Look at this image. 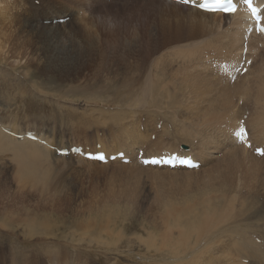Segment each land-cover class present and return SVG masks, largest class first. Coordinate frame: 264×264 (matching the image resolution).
Masks as SVG:
<instances>
[{
    "label": "bare ground",
    "instance_id": "6f19581e",
    "mask_svg": "<svg viewBox=\"0 0 264 264\" xmlns=\"http://www.w3.org/2000/svg\"><path fill=\"white\" fill-rule=\"evenodd\" d=\"M23 1L27 4L26 7L25 5H20L18 0H10L11 4H8V9L5 8L7 9V11H5L6 14L0 13L1 27L16 28L21 33L17 38L11 39L10 50L8 51L6 49L8 52L5 50L7 52L6 56H9L14 63H16V60L21 61L25 58V52L22 54L19 52L23 49L31 50L30 53L32 52L31 54L37 58H40V56H46L45 59L50 61L48 64H52L53 66L51 67H55L54 69H56L61 78L64 77L63 79L74 80L84 78L85 80V78H91L92 81L97 79L96 82L98 83V79H101L102 81V78L109 77L110 79H113L112 84L116 81L128 85L127 81L134 77L135 72L132 70L133 65L128 63L123 56H131L136 50L141 57L137 62L144 64L152 53H160L170 48L172 52L166 54L164 57L171 60V67L173 63L183 62L186 59L191 58H194V61H202V57H206L204 61L206 65V61L210 60L207 56V48L209 46H217L219 48L217 50L219 51L218 53H221L223 49L229 51L228 53L224 51L226 54L224 57H221L223 59L232 54L234 49L235 51H239L238 54H240V52L246 50V47H249L248 50H254L253 48H256V51H258L256 52L258 53L257 57L260 60L264 59V53H262L264 50V35L255 36L252 34L253 25L251 24L248 15L243 10H234L235 14L228 17L222 16L221 14L203 13L189 6H181V4L176 2L168 3L166 0H38L40 3H38L39 5L37 6L34 3L35 0ZM241 1L242 0H233L232 6ZM263 1L264 0H260V2ZM16 2H18L17 6ZM39 20L46 21L47 23L40 25L38 23ZM59 21L62 22L59 23ZM53 22H55L54 25ZM10 37L12 38L13 35H10L7 39ZM223 40L226 42V46L219 47L220 42ZM2 49L1 51H3ZM203 53L205 54L203 55ZM5 54L6 53H4V55ZM106 54H115L116 56L121 55L122 61L114 60L109 64L102 63L99 67L98 63L103 60ZM238 54L235 55L237 56ZM211 56H213V54H211ZM245 58L249 59V56H246ZM29 59L30 58L28 57L25 59L26 64L30 63L28 61ZM45 59L43 60L45 61ZM241 59L242 56H240V60ZM242 60H244V56ZM224 61H226V59H224ZM40 62V65H42L43 62ZM153 62L155 63V61ZM255 63L256 62L253 61L251 65L254 66ZM97 65L99 67L98 70H96ZM235 65L238 66L239 64L235 63ZM103 66H105L104 69H102ZM227 67L231 68L230 65ZM45 68L47 67L45 66ZM175 70L179 72L183 78V87H181V91L184 94L188 93V96H191L194 100L193 103L196 104L199 101H202L201 104L203 103L207 108L204 110L201 117L197 116V119L191 120L192 122L190 123L181 121L179 125H175V120H170L169 124H172L173 127L177 126V128H179V136L174 144L176 149L172 146L173 148L160 151L158 148L153 149L148 144L145 148L149 150L143 151L144 158L157 156L162 152L170 154L178 153V155L180 153L181 155L191 154L193 156V153H195L196 158L194 157L193 159L200 163V167H203L204 164L202 162L206 161L202 160L203 157L204 159L212 158L214 156V149H218L219 152L221 149H225L226 151L223 153L225 158L222 160L224 162L215 166H218L217 169H215L216 172L220 173L219 177H221L218 185L222 183L232 185V177H230V174L234 175V168L228 164V161L230 159L232 161L241 160V158L238 160V157H240L241 154L245 159L243 160L242 157V161L246 162V177L250 180L249 184L256 191L264 193V165L258 159L249 158L246 148L236 147L237 144L235 143H238L239 141L236 133H241L242 126L237 124L234 127L233 125V120L241 115L239 108L242 107L243 111L254 109V112L252 111L254 117H249L245 125L250 132V138L255 140L254 143L256 146H264V75L259 73L256 75V78L254 76L255 79L249 83L248 78L244 76L250 77V72H246L245 75L241 76L234 70L232 73L234 76L232 77L234 80L233 82L232 80L230 81L225 74L224 77L218 80L216 79L218 83L215 85L219 86L220 90V95L217 96L204 89L208 87V85H196L197 82L194 79L195 75L198 76V72H193L192 74L191 71H187L181 66H178ZM228 71L229 70H226L225 72ZM160 73V70L156 71L153 82L150 80V85H145L140 94H145V92H148L149 94L159 90H162V92L164 91V87L159 82L160 78L158 75ZM135 77L137 78V76ZM238 78L239 82H242L243 78L244 80L242 82L243 84L236 86L237 83L235 82H237L236 79ZM156 79H158V81ZM223 79L229 81L230 84L226 85L227 83H224ZM190 82H193L194 85H190ZM98 85H100V83ZM131 88L133 89V86H131ZM179 88H177V90H179ZM228 88H231V90L229 91ZM139 90H141V88ZM167 95L166 100H164L167 107L169 102L173 106L177 105L181 107L183 105V99H180L181 101L176 99L170 90H168ZM240 99H242V106L239 105ZM188 104L186 106H188ZM192 106L193 104L191 105V108ZM253 106L255 107L253 108ZM182 108L185 109L184 113L188 109V107L185 106ZM198 109L200 108L195 107L192 110L199 111ZM216 110H218V112L223 111L221 113L224 114V117H220ZM193 113L191 111L189 114L193 115ZM121 115L123 116V120H121ZM121 115L114 111L111 112V116L108 117L107 120L103 118L104 120L101 121L103 123H111L108 125L115 129H117L122 122H125L118 130H116V132L111 130V135H114V139L118 142V148L113 150V147L110 148L105 146L102 149L110 154L112 151L119 152L125 149V153L130 156L133 155L135 159L132 160L138 164L136 159L139 152L138 150L136 152V148L140 150L142 147L144 135L136 131L137 129L132 123L126 124V119H130V116L127 117L129 113L127 115L126 113L124 114L121 112ZM204 115H206V118ZM214 115H218L220 119L217 127H214V125L212 126L213 121L211 120L214 119H212ZM92 117H94V115ZM98 117L96 116V118ZM132 118L133 117H131V119ZM209 118H211V120ZM222 120H227L228 122L222 124ZM1 126L4 128L2 130L5 132L10 130L16 134L22 135H25V133L28 132L46 144V146H42L39 143L31 142L29 140H16L3 134L0 130V156L4 155L6 152L10 153L6 154L11 157L12 161H15L16 176L18 178H25L35 185L47 180L45 174H51V172H49V164L51 166L53 165L48 159L50 157L53 158V155H56L54 152L50 151V148H56L54 146V141L46 137L43 132L40 133V130H36L38 133H35L31 132L35 130L21 131L22 128L21 130H19L20 128L15 130L16 126L13 125L6 127L0 123V129ZM216 134H221L223 140L217 139ZM232 136L236 137L233 138ZM182 144H186V146H182L181 148L180 145ZM59 145L60 149L67 148L64 143ZM187 145H191L193 151L186 148L188 147ZM221 146H225L226 148H222ZM68 147L70 148L73 146L69 145ZM103 153L106 154L105 152ZM225 159L228 161L226 162ZM200 167L198 169H200ZM138 168H148L155 170V172L159 171L173 175L192 174V171L185 169L170 170L167 168L159 169L155 167L143 168L141 166ZM205 174L208 173L204 172V175ZM49 175L47 176L50 177ZM209 175L212 174L209 173ZM209 175L206 176L210 177ZM210 179L213 183L212 178ZM210 190L213 192L217 191L213 186L210 187ZM234 191L228 190L217 193L219 202L202 201V204L207 207H203L204 214L206 212H215V215L212 218H210V216H204L202 212L199 213V211H196L197 209H195V207L198 204L183 208H177V204H163L159 206L160 211H163L161 214L162 217L158 218L159 224L157 225L151 220L157 225V227H159V239L153 238V235L150 234L145 239L136 236L138 238L137 242L130 237H123L119 234L121 230L113 233V229L118 225L113 219L101 217V219H97V221L87 220L85 223L79 224L80 229L83 232L71 233L63 236V239L68 241L67 244L72 253H69L70 255H68L66 252L64 255H59L60 257L57 256L58 258L55 263L89 264V261L91 260L88 258V253L94 254L93 252L100 251L97 256H108L111 257V261L122 262L123 264H136V262H138L137 264H264L263 228L253 222L256 216L260 217L256 220V222H259V219L262 217L261 212L257 209H255L254 212H251L250 208L247 207L248 200H239V198H237V192ZM237 201L240 202L238 203ZM235 202L241 207V209L238 208V211L241 210L239 216H243L245 219L233 216L235 207L237 206H235V204H237ZM249 205L253 207V201H250ZM228 208H231L232 211H229ZM198 209H200V207ZM43 214L45 215L46 213ZM32 219L31 221H33ZM9 220L10 219H8V221ZM32 223L33 222H31V224ZM44 223L46 222L44 221ZM22 225L24 226L25 224ZM27 225L33 226V224L30 225V223H28V220ZM28 226H26V228ZM45 226V228L50 230L49 225ZM81 230H78L77 228L75 229L77 232ZM76 236L77 238H75ZM104 237L108 238V241L114 237V241L106 243ZM255 238L262 240V244H256L254 242ZM61 243L62 242H60V244ZM137 243L138 245L136 246ZM123 245H125V248ZM141 248L145 251L143 252ZM46 253L49 254V252ZM218 256H220V258H223L224 256L226 259L218 260L216 259ZM228 256L231 257L228 258ZM203 259H205V261Z\"/></svg>",
    "mask_w": 264,
    "mask_h": 264
},
{
    "label": "rangeland",
    "instance_id": "374dc122",
    "mask_svg": "<svg viewBox=\"0 0 264 264\" xmlns=\"http://www.w3.org/2000/svg\"><path fill=\"white\" fill-rule=\"evenodd\" d=\"M18 2H20V5L27 6L23 0H18ZM18 2H16V6L18 5ZM34 3L37 6L40 2L35 0ZM8 4H11L10 0H0L1 14L7 11ZM38 23L41 25L46 24L47 22L39 20ZM54 24L55 22H53V25ZM10 35H13V37L7 39ZM19 35H21V33L16 28L12 29L11 27L0 26V43H2L0 44V123L6 127L12 125L16 126L15 130H18L19 128V130H21L22 128L21 131L35 130L31 131L35 133H38L36 130H40V133L43 132L46 137L53 140L55 144L54 146L59 149V144L61 143L66 144L67 148L69 145H78L93 151L96 150L95 147H97L98 144H100L102 148L105 146L110 148L113 147V150L118 148V142L114 139V135H111V130L116 132V130H118L125 122H122L117 129L111 128V126L108 125L111 123L101 122L104 120L103 118L107 120L108 117L111 116V112L114 111L120 115L121 112L124 114L126 113L127 115L129 113L127 117L130 116V119H126V124L132 123L137 129L136 131L144 135L140 151H148L149 149L145 148L148 144L153 149L158 148L160 151L173 147L176 149L174 144L179 136V128H177V126L173 127L172 124H169V121L172 119L175 120V125H179L181 121L190 123L192 122L191 120L197 119V116L201 117L204 110L207 108L203 103L201 104L202 101H199L196 104L193 103L194 100L192 97L188 96V93L184 94L181 91V87H183V78L182 75L175 70L178 66H181L187 71H191L192 74L193 72H198V76L195 75L194 79L197 82L196 85H208V87L204 89L217 96L220 95L219 86L215 85L218 83V79L224 77L226 74V77L230 81H234L232 78L234 77L233 74L229 73V71L225 72L222 64H225L226 66L231 65L233 68L232 71L235 70V72H238L243 65V61L246 60L245 57L249 56V59H253L251 61L256 63L254 66L251 65L250 69L247 71L251 73L250 77H244H247L250 83L259 73L264 75V71H262L264 70V59L260 60L257 57L258 53L256 52L258 51H256V48H253L254 50H248L249 47H246V50L240 52V54H238L239 51H235L234 49L232 54L224 58L226 59V61H224L221 57H224L229 51L223 49L221 53H218L219 51L217 50L219 48L217 46H209L207 48L208 50H206L208 52L207 56L210 60L206 61V65L204 62L206 57H202V61H194V58H191L186 59L183 62L173 63L172 68L171 60L164 57L166 54L172 52L170 48L160 52L161 54L152 53L144 64L137 62L138 59H141L137 50L131 56L124 55L123 58L133 65L132 70L135 72L134 77L127 81L128 85L116 81L112 84L113 79H110L109 77L102 78V81L101 79H98V83L96 82L97 79L92 81L91 78H85V80L84 78L69 80L63 79L64 77L61 78V76L58 75V72L54 69L55 67H51L53 65L48 64L50 61L45 59L46 56H40V58H37L31 54L32 52L30 53L31 50H20L19 52L21 54L25 52L24 54L26 56L21 61L16 60V63H14L9 56H6L11 48V39L17 38ZM221 46H226L224 40L220 42L219 47ZM1 49L3 51H1ZM224 51L226 53H224ZM211 52H213L212 54L214 57L211 56ZM4 53L6 54L4 55ZM205 53H203V55ZM262 53H264V50ZM235 54L238 55L236 56ZM240 56H242V59L244 56V60H240ZM27 57L30 58L28 60L30 63L28 64H26L25 60ZM43 59H45L46 62ZM114 60L122 61L121 55L116 56L115 54H106L98 65L100 67V64H109ZM213 60L220 62L219 65L217 64L216 72L209 65L210 61ZM40 61L43 62L42 65H40ZM153 61H155V63ZM235 63H238L239 67L235 65ZM98 65L96 70L99 68ZM45 66L47 68H45ZM104 67L105 66H103L102 69H104ZM158 70L161 71L158 76L160 78L159 82L164 87V91L162 92V90H159L149 94L144 91L145 94H140L145 85H150V80L153 82L155 73ZM135 76H137V78ZM156 80L158 81V79ZM238 80L239 78L236 79V86L243 84L242 82L244 78L242 82H239ZM223 81L224 83H227L226 85L230 84L226 79H223ZM99 83L100 85H98ZM189 84L194 85L193 82H190ZM130 85L133 86L134 90ZM140 88L141 90H139ZM177 88H179V90H177ZM168 90H170L176 99H183V105L181 107L177 105L173 106L170 102L167 107L164 100H166V96H168ZM228 90L230 91L231 88H228ZM187 104L188 106H186ZM192 104L193 106L191 108ZM239 105L242 106V99H240ZM184 106L188 107L186 111L187 113H184L185 109L182 108ZM195 107L200 108L198 109L199 111L192 110ZM254 107L255 106H253V108ZM239 110L241 115L233 120L234 127L237 124L241 125L242 119H245L244 124H246L249 117H254V109L243 111V108L241 107ZM191 111L192 113L194 112L193 115L189 114ZM216 111L218 112V110ZM221 112L223 111H220L217 114L220 117H224V114ZM89 114L90 116L94 115L95 118L92 116L91 118ZM218 115L212 117V119L214 118L215 120L209 118L213 121L212 126L214 125V127H217L220 122ZM96 116H99V119L96 118ZM204 116L206 118V115ZM131 117L133 118L131 119ZM121 120H123L122 115ZM221 122L223 124L228 121L222 120ZM248 133L250 135L249 130ZM236 135L237 138H239L236 147L238 146V148H241L242 146L239 144L241 133H236ZM250 136L247 141L251 142V146H253L252 148H256L257 146L254 143L255 140H252ZM216 137L217 139L223 140L221 134H216ZM235 137L236 136H234V138ZM182 146L185 147L186 144L180 145L181 148ZM221 147L226 148L225 146ZM186 148L193 151L191 145ZM262 148L264 150V146ZM137 150L139 152L138 148H136V152ZM100 151L107 153L103 149ZM122 151L124 153L126 152L125 149ZM225 151V149H221L219 152L218 149H214V158L204 159L203 157L202 160H206L205 162H202L204 164L203 167H200L198 170H192V174L185 175H173L159 171L155 172V170L148 168L139 169L138 167L140 166L132 160L135 159L134 156H130L126 153L127 157L131 158V163L127 165L121 164L120 161L102 165L94 162H85V160L78 157L58 158L56 155H53V158L50 157L48 159L53 164L52 166L49 164V172H51V174L47 173V175L50 174V177L45 174L47 180H44L38 185H35L25 178H18L16 176L15 161H12L11 157L6 154L10 153L6 152L4 155L0 156V264H56L57 256L64 255L66 252L68 255H70L69 253H72L67 244L68 241L63 239V236L71 233L83 232L80 229L79 224L85 223L87 220L97 221V219L99 220L101 217H108L115 220L118 225L113 229V233L121 230L119 234L123 237H130L138 242L139 237L145 239L148 235L152 234L153 238L159 239L160 230L159 227H157L159 224L158 218H161V214L163 213V211H160L159 206L163 204H177V208H183L198 204L195 207V209H197L196 211L203 213V209L207 207L202 204V201L219 202L217 193L228 190H235L234 192H237V198H239V200L247 199V207L250 208L251 212H254L255 209L261 212L262 217L259 219V222H256V220L260 218L257 216L253 222L263 228L264 234V193L256 191L249 184L250 180L246 177V162L242 161L243 155L240 154L238 160L240 158L241 160L239 161H232L231 159L228 161L225 159V161H228V164L234 168V175L230 174V177H232V185L228 183L218 185L221 177H219L220 173L216 172L218 166H215L224 162L222 160L225 158V155L223 154ZM247 151L249 158L258 159L264 165V156L262 158H257L252 154L251 149H247ZM115 153L118 152L112 151L111 154L107 153V155H114ZM193 154V157H195V153ZM243 160H245L244 157ZM212 167L216 169L214 170ZM204 172H207L208 174L204 175ZM209 173L212 175H209ZM206 175H209L210 177H207ZM210 178H212L213 183ZM211 186L217 191H211ZM250 201H253V207L249 205ZM238 203L235 204V206L237 205L236 207L234 206L235 210L233 209V216L245 219V217L239 216L241 210L238 211V208L241 209V207L240 205L238 206ZM199 207L200 209H198ZM228 210L232 211L231 208H228ZM43 213L46 214L44 215ZM203 215L212 218L215 215V212H206L205 214L203 213ZM8 219L12 221L9 220V222ZM31 219L33 221H31ZM27 220L28 223H30V225L33 224V226H28L29 224L27 225ZM44 221L46 223H44ZM31 222L33 223L31 224ZM22 224L25 225L23 226ZM45 225H49L50 227H47H49L50 230L45 228ZM26 226L28 227L26 228ZM76 228L81 231H75ZM136 236L139 237L137 238ZM37 238L40 239L38 240ZM75 238H77V236ZM104 240L106 243H110L114 241V237L109 241L108 238L104 237ZM60 242H62L63 245L62 243L60 244ZM137 245L138 243L136 246ZM123 247L125 248V245H123ZM142 251L144 252L145 250ZM46 252H49V254ZM99 252L100 251L93 252L94 254L88 253V258L91 260L89 261V264H123L122 262L111 261V257L108 256H97L99 255ZM218 257H216L218 260L226 259L224 256L223 258H220V256ZM230 257L231 256H228V258ZM203 260L205 261V259ZM137 263L138 262H136V264Z\"/></svg>",
    "mask_w": 264,
    "mask_h": 264
},
{
    "label": "snow or ice",
    "instance_id": "6c2138e0",
    "mask_svg": "<svg viewBox=\"0 0 264 264\" xmlns=\"http://www.w3.org/2000/svg\"><path fill=\"white\" fill-rule=\"evenodd\" d=\"M233 0H204L199 6L204 10H214L216 8H221L225 10L234 11L232 8ZM245 3L251 7V0H245ZM255 13V9H252ZM103 159V157H101Z\"/></svg>",
    "mask_w": 264,
    "mask_h": 264
},
{
    "label": "built area",
    "instance_id": "2783aa9c",
    "mask_svg": "<svg viewBox=\"0 0 264 264\" xmlns=\"http://www.w3.org/2000/svg\"><path fill=\"white\" fill-rule=\"evenodd\" d=\"M212 53H213V52H211V54H212ZM215 56H216V55H215ZM212 57H214V56H212ZM212 62H216V63H215L216 65H217V64H218V65L220 64V62H218L217 60H213ZM215 70H216V69H215ZM215 70H214V71H215Z\"/></svg>",
    "mask_w": 264,
    "mask_h": 264
}]
</instances>
